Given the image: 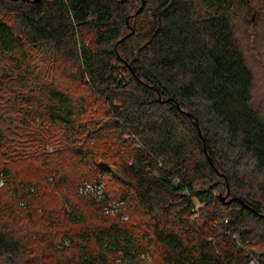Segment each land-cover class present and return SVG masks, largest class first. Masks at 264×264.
I'll return each mask as SVG.
<instances>
[{"label": "trees", "instance_id": "16d2710c", "mask_svg": "<svg viewBox=\"0 0 264 264\" xmlns=\"http://www.w3.org/2000/svg\"><path fill=\"white\" fill-rule=\"evenodd\" d=\"M258 9L264 0H0V95L17 115L0 108V150L34 131L105 186L85 197L90 213L70 202L36 218L37 184L1 168L0 258L264 264V111L235 34Z\"/></svg>", "mask_w": 264, "mask_h": 264}, {"label": "rangeland", "instance_id": "374dc122", "mask_svg": "<svg viewBox=\"0 0 264 264\" xmlns=\"http://www.w3.org/2000/svg\"><path fill=\"white\" fill-rule=\"evenodd\" d=\"M254 13L255 17L252 20ZM247 21L239 20L235 28V34L254 75L253 102L256 106L260 105L264 111V11L262 10L261 13L259 9L258 13L252 11ZM54 78L53 80L56 82H61V76L58 73ZM62 82L65 84V81ZM8 98L7 94L5 96L0 95V103L3 105L0 108L4 117L7 118V122L16 123L17 119L15 118H17V115L9 116L8 111L10 110L5 108L6 104L4 102H7ZM13 129H16L15 126H13ZM66 150L67 147L57 150L50 142H47V139L35 135L34 131L27 130L23 132V129H16L11 132L7 138L6 146L0 150V169L7 167L16 178H24L37 184L36 191L38 195L34 204L41 207L43 205V207L36 208V218H41L40 214L44 212V209L49 210L52 216H56L70 202L79 203L86 213L91 212L90 204L85 197L93 194L84 192L81 189L85 182L83 180L86 176L83 178V175L86 171L83 172L84 169L75 167L74 162L70 160V156L68 158ZM60 176L67 179V183L58 184L57 178H60ZM101 177L106 184L105 176ZM0 195L4 200L11 196L8 188L1 181V177ZM20 214L23 220V212H20ZM94 214L96 212L92 211L89 217L92 218ZM260 246L256 247L257 253L261 252L259 251ZM148 261L152 262V258ZM0 264H7L6 259L0 258Z\"/></svg>", "mask_w": 264, "mask_h": 264}, {"label": "built area", "instance_id": "2783aa9c", "mask_svg": "<svg viewBox=\"0 0 264 264\" xmlns=\"http://www.w3.org/2000/svg\"><path fill=\"white\" fill-rule=\"evenodd\" d=\"M104 182H89L85 181L81 187L82 191L92 193L97 199L104 198ZM121 207V202L113 200L108 205H106L105 212L109 214H116ZM146 258H149L150 255L147 253ZM143 257V255H142Z\"/></svg>", "mask_w": 264, "mask_h": 264}, {"label": "water", "instance_id": "95a60500", "mask_svg": "<svg viewBox=\"0 0 264 264\" xmlns=\"http://www.w3.org/2000/svg\"><path fill=\"white\" fill-rule=\"evenodd\" d=\"M254 17H255V13H254V16H253L252 20H254ZM133 32H134V30L132 29L131 33H133ZM131 33H130V34H131ZM130 34H127L123 39H125L126 37H128ZM227 197H228V194L225 195L224 197H222V200H223V201L226 200ZM234 199H235V198H230L229 201H232V200H234Z\"/></svg>", "mask_w": 264, "mask_h": 264}]
</instances>
